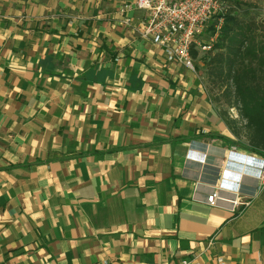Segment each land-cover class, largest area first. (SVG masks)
<instances>
[{
	"label": "crops",
	"instance_id": "0c3cea01",
	"mask_svg": "<svg viewBox=\"0 0 264 264\" xmlns=\"http://www.w3.org/2000/svg\"><path fill=\"white\" fill-rule=\"evenodd\" d=\"M132 2L0 0V264H264V185L207 202L264 155Z\"/></svg>",
	"mask_w": 264,
	"mask_h": 264
},
{
	"label": "trees",
	"instance_id": "16d2710c",
	"mask_svg": "<svg viewBox=\"0 0 264 264\" xmlns=\"http://www.w3.org/2000/svg\"><path fill=\"white\" fill-rule=\"evenodd\" d=\"M218 29L217 16L209 21L205 33L215 35L205 52L206 74L220 90L224 104L234 107L240 124L222 110L221 116L239 136L243 132L245 147L264 155V33L262 22L228 9ZM263 33V34H262ZM208 40V39H207ZM191 58L198 50L191 48Z\"/></svg>",
	"mask_w": 264,
	"mask_h": 264
},
{
	"label": "built area",
	"instance_id": "2783aa9c",
	"mask_svg": "<svg viewBox=\"0 0 264 264\" xmlns=\"http://www.w3.org/2000/svg\"><path fill=\"white\" fill-rule=\"evenodd\" d=\"M130 6L144 12L138 25L141 37L162 48L169 59L189 67L193 66L191 48L208 51L215 40V35L206 41L203 39L209 21L217 16L218 29L222 22V17L218 15L227 11L226 0H133L132 4H125L122 10ZM257 164L255 182L247 196H243L240 187L233 193L217 187L207 196V202L211 205L228 203L232 211L247 206L264 185V157L258 158Z\"/></svg>",
	"mask_w": 264,
	"mask_h": 264
},
{
	"label": "rangeland",
	"instance_id": "374dc122",
	"mask_svg": "<svg viewBox=\"0 0 264 264\" xmlns=\"http://www.w3.org/2000/svg\"><path fill=\"white\" fill-rule=\"evenodd\" d=\"M102 1H108V0H102ZM227 4V10L230 8H235L236 11H239L243 14V16H252L255 18V20L262 22V32L264 33V0H226ZM262 33V34H263ZM209 38L208 33H205L203 36V39L205 41ZM206 51L199 50L198 55L196 58H192L193 65H198L199 69L201 70L202 78L206 84V86L209 88V92L211 94V97L213 101L215 102L218 110L221 112L222 110H226L230 117L234 118L239 124V118L237 116V110L234 107H227L226 104H224L223 97L220 93V90L214 87L206 74V68H205V61H204V54ZM243 132L238 136L239 139L245 141L244 136L242 135ZM240 140L237 141V143Z\"/></svg>",
	"mask_w": 264,
	"mask_h": 264
}]
</instances>
